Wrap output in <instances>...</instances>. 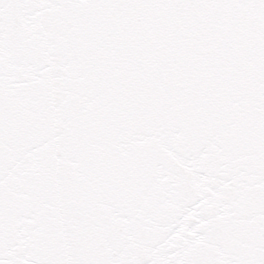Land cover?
I'll list each match as a JSON object with an SVG mask.
<instances>
[{
    "label": "snow or ice",
    "instance_id": "1",
    "mask_svg": "<svg viewBox=\"0 0 264 264\" xmlns=\"http://www.w3.org/2000/svg\"><path fill=\"white\" fill-rule=\"evenodd\" d=\"M0 264H264V0H0Z\"/></svg>",
    "mask_w": 264,
    "mask_h": 264
}]
</instances>
